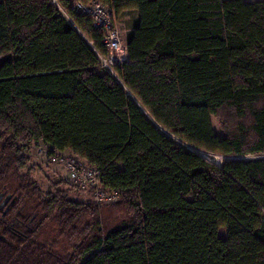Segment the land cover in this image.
I'll return each instance as SVG.
<instances>
[{
  "label": "trees",
  "instance_id": "1",
  "mask_svg": "<svg viewBox=\"0 0 264 264\" xmlns=\"http://www.w3.org/2000/svg\"><path fill=\"white\" fill-rule=\"evenodd\" d=\"M98 1L136 15L117 78L71 0L75 25L49 0H0V196L15 185L0 264H264V156L242 157L264 155V0ZM39 141L98 169L119 225L105 229L101 204L70 185L41 189Z\"/></svg>",
  "mask_w": 264,
  "mask_h": 264
},
{
  "label": "built area",
  "instance_id": "2",
  "mask_svg": "<svg viewBox=\"0 0 264 264\" xmlns=\"http://www.w3.org/2000/svg\"><path fill=\"white\" fill-rule=\"evenodd\" d=\"M49 2L54 4L72 25H75L72 17L62 6L61 0H49ZM71 3L75 11L89 18L93 29L102 31L101 41L106 47V52H100L95 48L93 50L99 59L100 66L117 78L115 66L126 59L127 51L118 30L115 29L113 14L105 4L98 0H71ZM86 41L92 45V40ZM47 149L50 161L61 164L69 183L74 188L90 190L92 199L100 204H109L118 200V194L115 191L101 185L98 169L89 165L85 159L70 154L67 150H57L51 153L49 146ZM220 157V163L214 162L215 164L221 165L222 161L227 158L225 155Z\"/></svg>",
  "mask_w": 264,
  "mask_h": 264
},
{
  "label": "rangeland",
  "instance_id": "3",
  "mask_svg": "<svg viewBox=\"0 0 264 264\" xmlns=\"http://www.w3.org/2000/svg\"><path fill=\"white\" fill-rule=\"evenodd\" d=\"M252 1V0H248ZM135 14L131 10H126L122 12L120 15H113L114 19V25L115 29L118 30L120 37L122 39V42L125 44V39L128 35L129 27L133 24V20L135 19ZM81 33V32H80ZM82 36L85 38V36L82 34ZM88 40L87 38H85ZM212 124L215 129V131L220 130V121L217 116H214L212 118ZM161 130H164L159 125H157ZM171 136L177 143L183 145L186 148L193 149L194 151L203 154L206 156L209 160L215 163H220L221 161V155L204 151L202 149L194 148L179 139L175 138L174 136L168 134ZM264 155H247L242 156L245 158H257V157H263ZM228 158V157H227ZM29 159L30 164L33 165V177L34 179L39 183L41 189L43 191L51 190L54 188V183L56 182L59 187L65 188L69 185L71 186V190L69 191V195L74 199H88L91 197V191L88 190H80L77 188H74L67 179L66 172L64 168L61 166V164L53 163L49 159V152L47 149V145L42 142H36L32 145L30 151H29ZM220 160V161H219ZM15 189L14 182L10 183L7 190L3 192L0 196V202H2V198L8 197L9 194ZM113 203L109 204H101V220L102 224L105 229L113 228L121 223V221L124 218V211L122 209L115 208L113 206ZM56 234L55 225H53L50 222H46L43 228L42 237L48 239L52 238ZM69 247V242L67 240H62L58 243V248L60 249H67Z\"/></svg>",
  "mask_w": 264,
  "mask_h": 264
},
{
  "label": "crops",
  "instance_id": "4",
  "mask_svg": "<svg viewBox=\"0 0 264 264\" xmlns=\"http://www.w3.org/2000/svg\"><path fill=\"white\" fill-rule=\"evenodd\" d=\"M246 1H248V0H246ZM131 30V27H129V31Z\"/></svg>",
  "mask_w": 264,
  "mask_h": 264
},
{
  "label": "bare ground",
  "instance_id": "5",
  "mask_svg": "<svg viewBox=\"0 0 264 264\" xmlns=\"http://www.w3.org/2000/svg\"><path fill=\"white\" fill-rule=\"evenodd\" d=\"M52 152V151H51Z\"/></svg>",
  "mask_w": 264,
  "mask_h": 264
}]
</instances>
